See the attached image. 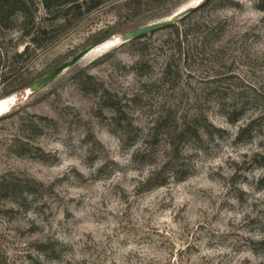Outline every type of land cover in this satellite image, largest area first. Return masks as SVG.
Instances as JSON below:
<instances>
[{"label": "rangeland", "instance_id": "1", "mask_svg": "<svg viewBox=\"0 0 264 264\" xmlns=\"http://www.w3.org/2000/svg\"><path fill=\"white\" fill-rule=\"evenodd\" d=\"M230 1L191 18L214 35L175 61L192 76L173 89L154 81L171 53V30L133 48L113 37L194 0L135 18L121 0H109L63 28L42 0H24L25 24L16 12L0 26L1 61L22 50L24 27L51 26L14 65L27 77L70 60L100 30L118 32L37 91L2 98L0 85V179L28 187L22 195L0 192V264H264V10L256 0ZM140 44L148 65L132 70ZM79 74L91 75L93 88L79 84ZM103 89L136 128L124 144ZM184 123L196 135L180 144L176 164L189 176L149 188L146 180L170 155L169 132Z\"/></svg>", "mask_w": 264, "mask_h": 264}, {"label": "trees", "instance_id": "2", "mask_svg": "<svg viewBox=\"0 0 264 264\" xmlns=\"http://www.w3.org/2000/svg\"><path fill=\"white\" fill-rule=\"evenodd\" d=\"M107 1L109 0H42V5L46 14L52 16V20L57 22L58 27L63 28L70 25L71 22L81 19L82 16L102 7ZM169 1L171 0H121L119 6L125 9L126 12L130 13L128 16L135 18L139 16L143 10L152 6H164ZM256 1L257 8L259 10H264V0ZM223 2L231 3L230 0H202L190 14L180 20H177L168 27V29L171 30L168 41L173 43L171 53L165 57L164 62L159 69V75L154 81H157L161 86H167L173 89L177 87L182 79L188 80L191 78V71L183 73V71L175 64V61L188 59L191 57L193 49L197 51L198 49L205 48L209 37L214 35L213 29H206L207 26L204 24L191 22V18L197 11ZM24 8V0H0V26L5 24L12 15L16 14V12L20 14L22 22L25 24L27 21V15ZM179 25L181 27H179ZM25 28L26 27L21 30V38H27L28 41L25 42L22 50L16 51L10 56H7L6 53H4L2 55L3 61H1L0 52V85H2L3 88L1 93L2 98L8 97L14 93H23L29 86H31V84L43 76L42 74L37 73L33 77H27V68L23 70V67H15L14 65L19 64V62H22L32 52H34V50L40 46L39 39L47 35L50 32L49 30L52 28L49 25L40 24L36 27L31 25L29 28L27 27L28 29ZM191 31L197 32V38L195 37L192 42L193 44L191 43L190 47H187V44V49H185L184 45L188 41ZM115 33H118L115 29L100 30L93 36V38L95 42H98L99 40H102L107 36L114 35ZM146 36L130 41L128 42V45L133 48ZM30 47L34 50L30 51ZM144 49L145 47L140 44V47H138L136 51V58L131 65L132 70L141 71L147 67L148 61L145 59ZM91 79V75H77V82L83 87L90 86V88H93ZM153 83L151 84V82H147L144 86L147 88L152 86ZM102 95L104 98V106L111 109V122L112 126L115 128V134H117L120 142L124 144L126 141L135 136L136 128L122 111L116 96L112 97V94L104 89L102 91ZM159 128H161L160 123L153 128V133L151 135V139L153 140L151 141L152 143L157 142L156 137L157 130ZM243 131L244 129H241L240 133ZM193 135H196V132L193 131L192 127L186 123L181 124L179 127L174 128L172 132H169L167 144L170 150V155L151 173L150 177L146 180L149 188L164 186L168 183V178L175 182H181L189 176L188 169L182 168V166L178 163L176 164V162L179 160L180 144L186 138ZM166 171L169 175H167L168 177H164L162 179V176L166 173ZM26 186L27 184L22 186L21 183L17 181H11L4 178L0 179V192L5 193L7 196L12 194L15 196L22 195L24 190H26L22 189V187L28 188Z\"/></svg>", "mask_w": 264, "mask_h": 264}, {"label": "water", "instance_id": "3", "mask_svg": "<svg viewBox=\"0 0 264 264\" xmlns=\"http://www.w3.org/2000/svg\"><path fill=\"white\" fill-rule=\"evenodd\" d=\"M201 2L200 0H194V2L190 3L187 7H184L173 14H171L169 17L162 19L160 21L152 22L145 24L143 26L137 27L135 29H132L121 36L113 37V41H119L121 43H128L130 41H133L135 39H139L141 37H144L146 35H149L151 33L164 30L168 28L170 25L175 23L177 20H180L181 18L187 16L190 14ZM110 36L105 37L104 39L90 44L89 46L85 47L84 49L78 51L75 53L70 60L56 66L53 70L43 75L41 78H39L37 81H35L33 84H31L30 88L34 91H37L47 84H49L51 81H53L59 74H61L64 70L74 65L77 61L82 59L84 56H86L88 53H90L96 46L101 45L106 42H112V40L109 39Z\"/></svg>", "mask_w": 264, "mask_h": 264}, {"label": "bare ground", "instance_id": "4", "mask_svg": "<svg viewBox=\"0 0 264 264\" xmlns=\"http://www.w3.org/2000/svg\"><path fill=\"white\" fill-rule=\"evenodd\" d=\"M6 105H5V101H0V112L3 111V109H5Z\"/></svg>", "mask_w": 264, "mask_h": 264}]
</instances>
